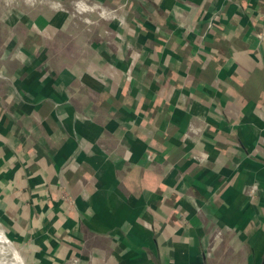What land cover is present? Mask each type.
I'll list each match as a JSON object with an SVG mask.
<instances>
[{
    "label": "crops",
    "instance_id": "obj_1",
    "mask_svg": "<svg viewBox=\"0 0 264 264\" xmlns=\"http://www.w3.org/2000/svg\"><path fill=\"white\" fill-rule=\"evenodd\" d=\"M16 2L0 219L31 263L262 264L264 0Z\"/></svg>",
    "mask_w": 264,
    "mask_h": 264
},
{
    "label": "rangeland",
    "instance_id": "obj_2",
    "mask_svg": "<svg viewBox=\"0 0 264 264\" xmlns=\"http://www.w3.org/2000/svg\"><path fill=\"white\" fill-rule=\"evenodd\" d=\"M17 10H22V9L20 8V6H19L18 2H16V0H0V48L3 47V42L6 40V35H7V32L5 30L6 25H7L6 22H8L7 20L9 18V16L12 15L14 12H17ZM0 224H1V227L4 231L5 237H7V239L9 240V244L13 248L12 243H14V242H12L10 237L8 236V233L5 230L1 219H0ZM16 247H17L18 251L24 256L25 263L26 264H32L31 260L27 256V253H25V251H23V249L20 246L18 247L16 245ZM230 250H232V249H230ZM230 250L226 246H224L222 248V251L225 253L224 254V258H225L224 261H227V263L235 264V263H237V261L232 258L234 253ZM10 263L12 264V262H10ZM21 264H24L22 260H21Z\"/></svg>",
    "mask_w": 264,
    "mask_h": 264
},
{
    "label": "bare ground",
    "instance_id": "obj_3",
    "mask_svg": "<svg viewBox=\"0 0 264 264\" xmlns=\"http://www.w3.org/2000/svg\"><path fill=\"white\" fill-rule=\"evenodd\" d=\"M13 248L9 244V240L7 239V237H5L4 231L1 227L0 228V264H11L10 262H12V264H21L22 258L20 254L17 252L14 244H13Z\"/></svg>",
    "mask_w": 264,
    "mask_h": 264
},
{
    "label": "built area",
    "instance_id": "obj_4",
    "mask_svg": "<svg viewBox=\"0 0 264 264\" xmlns=\"http://www.w3.org/2000/svg\"><path fill=\"white\" fill-rule=\"evenodd\" d=\"M255 189H256V188H252V189H251V193H253V194H254V190H255Z\"/></svg>",
    "mask_w": 264,
    "mask_h": 264
},
{
    "label": "water",
    "instance_id": "obj_5",
    "mask_svg": "<svg viewBox=\"0 0 264 264\" xmlns=\"http://www.w3.org/2000/svg\"><path fill=\"white\" fill-rule=\"evenodd\" d=\"M262 264H264V257H263V261H262Z\"/></svg>",
    "mask_w": 264,
    "mask_h": 264
}]
</instances>
